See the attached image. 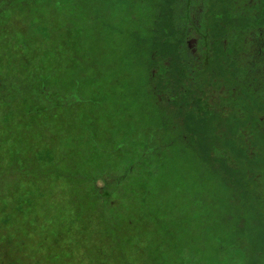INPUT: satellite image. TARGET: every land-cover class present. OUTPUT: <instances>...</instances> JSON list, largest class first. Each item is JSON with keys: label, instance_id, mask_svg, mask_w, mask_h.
Returning a JSON list of instances; mask_svg holds the SVG:
<instances>
[{"label": "trees", "instance_id": "1", "mask_svg": "<svg viewBox=\"0 0 264 264\" xmlns=\"http://www.w3.org/2000/svg\"><path fill=\"white\" fill-rule=\"evenodd\" d=\"M32 1L0 0V21L17 8L30 12L35 5ZM70 1L73 12L68 25L74 29L69 31L67 43L84 70L73 71L67 86L56 88L55 73L38 67L40 59L55 52L50 42L30 37L27 40L35 48L20 49L33 67L32 76L19 75L20 67L12 61L0 64V78L17 80L7 88L0 86V108L27 105L26 110L21 105L24 114L6 131L7 136H17L12 163L19 167L28 160L27 170L40 175L41 181L51 174L71 181V192L91 196L102 223L109 225L114 222L117 193L124 199L151 197L152 208H160L169 192L180 196L176 191L182 186L180 170L193 163L210 164L232 177L243 169L247 176L264 165V55L259 51L264 39V0ZM108 8L113 11L106 13ZM31 14L33 20L34 12ZM41 18L38 35L50 38L49 29L55 27L57 18L49 12ZM58 35L67 36L65 32ZM87 70L108 99L114 94L110 103L120 106L114 114L122 129L116 133L119 141L109 144L111 152L94 136L80 143V161L74 162L75 144L67 132L62 133L63 127H55V117L79 102L75 93L82 95L80 87L89 79ZM136 70L142 75L140 85L133 80ZM141 97L146 99V107L138 103ZM19 129L26 133L25 138L19 136ZM27 133L42 141L36 142ZM5 138L1 135L0 141ZM118 145L122 152L116 151ZM4 159L6 155L0 165ZM93 177L101 178L104 187H96ZM78 178H87V185L78 186ZM116 182L126 185L120 187ZM32 200L27 193L12 204L21 211L23 202L31 203L30 208ZM21 242L12 258L27 261L28 254L32 260L38 255L39 260L38 241L33 240L28 251L22 247L25 241ZM7 243L12 245V240ZM42 243L45 241L39 236L44 247ZM49 260L42 264H50ZM157 260L154 263L159 264Z\"/></svg>", "mask_w": 264, "mask_h": 264}, {"label": "rangeland", "instance_id": "2", "mask_svg": "<svg viewBox=\"0 0 264 264\" xmlns=\"http://www.w3.org/2000/svg\"><path fill=\"white\" fill-rule=\"evenodd\" d=\"M33 1L35 5L30 12L26 8H17L19 10H14L7 15L8 18L0 21V55L4 57L0 58V64L12 61L15 67H20L19 75L32 76L30 71L33 67L20 49L35 48L27 40L30 37L38 42H50L55 52L49 58L40 59L38 67L48 71V74L51 71L55 73L53 80L56 88L67 86L72 74L84 70L83 64L76 63L82 61H75L72 57L74 55H71L67 43L69 31L74 29L68 25L73 2ZM112 11L108 8L106 13ZM31 12H34L33 20ZM47 12L53 13L57 20L55 27L49 29L51 37L43 38L38 35L37 26L42 24L41 16ZM60 32H65L66 38L59 36ZM259 48L264 55V39ZM4 49L7 51L2 53ZM86 72L89 79L80 87L82 95L75 93L79 102L55 117V127H63L62 133L67 132L75 144L74 162V159L80 161L81 142L97 137L96 140L109 150V144L119 141L116 133L122 129L117 127L120 120L114 114L119 113L117 108L120 106L110 103L114 102L111 98L115 97L114 94L108 99L100 85L91 79L90 71ZM141 79V72L136 70L134 83L140 85ZM16 82L8 77L0 78V86L6 88ZM117 86L120 88L121 83ZM138 103L147 106L145 98H138ZM21 105L14 103L0 108V136L7 137L5 141H0V161L6 155L3 165H0V264H30L31 261L32 264H42L47 259H50V264H157L154 259H158L159 264H264L263 163L247 176L243 169L233 177L229 173L221 174L210 164L187 165L180 170L182 186L176 189L180 196L173 197L174 191H167L160 208H152L151 197L147 199L137 195L135 199L132 196L124 199L117 193L113 199L116 211L113 225L103 224L101 212L91 205L95 204L91 202V196H83L86 192L73 194L71 181L52 174L41 181L40 175L27 170L28 160L25 159L19 167L11 162L13 154H17L18 145L13 142L17 136L14 133L7 136L6 131L10 123L14 124L24 114L27 105H24V110ZM17 133L22 139L26 137L20 129ZM27 134L36 142L42 141L38 136L33 137L32 133ZM120 147L118 145L116 151L122 152ZM24 156L25 152L20 159ZM7 157L8 165L5 164ZM91 180L98 188L105 185L99 177ZM77 182L78 186H85L88 179L78 178ZM116 184L120 187L126 185L125 182ZM27 193L32 196L34 204L28 208L31 203L23 202L25 207L21 208V214L12 203L15 204V198H23ZM39 236L45 241L42 243L44 247L39 244ZM9 239L12 245L7 243ZM20 240L25 241L26 246L22 247L27 251L33 247V240L38 241L36 247H39L41 263L38 255L32 260L26 254L27 261L12 258Z\"/></svg>", "mask_w": 264, "mask_h": 264}, {"label": "flooded vegetation", "instance_id": "3", "mask_svg": "<svg viewBox=\"0 0 264 264\" xmlns=\"http://www.w3.org/2000/svg\"><path fill=\"white\" fill-rule=\"evenodd\" d=\"M260 44V43H259ZM261 45V44H260ZM260 45H259V47H260Z\"/></svg>", "mask_w": 264, "mask_h": 264}]
</instances>
